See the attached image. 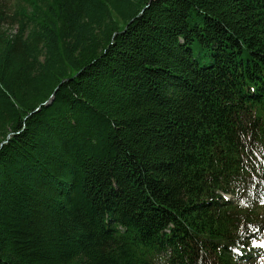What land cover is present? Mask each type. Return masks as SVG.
<instances>
[{"label": "trees", "instance_id": "16d2710c", "mask_svg": "<svg viewBox=\"0 0 264 264\" xmlns=\"http://www.w3.org/2000/svg\"><path fill=\"white\" fill-rule=\"evenodd\" d=\"M263 243L264 0H0V264Z\"/></svg>", "mask_w": 264, "mask_h": 264}, {"label": "rangeland", "instance_id": "374dc122", "mask_svg": "<svg viewBox=\"0 0 264 264\" xmlns=\"http://www.w3.org/2000/svg\"><path fill=\"white\" fill-rule=\"evenodd\" d=\"M4 1L8 4V6L10 8L11 6L17 5L18 2L23 1V0H4ZM5 26H6L7 30H10V31H14L16 28V26L14 24L5 25ZM258 262H259V264H264V255L263 254H260Z\"/></svg>", "mask_w": 264, "mask_h": 264}]
</instances>
